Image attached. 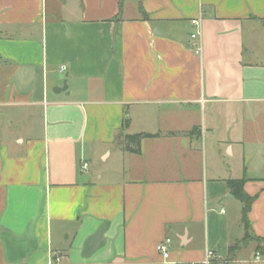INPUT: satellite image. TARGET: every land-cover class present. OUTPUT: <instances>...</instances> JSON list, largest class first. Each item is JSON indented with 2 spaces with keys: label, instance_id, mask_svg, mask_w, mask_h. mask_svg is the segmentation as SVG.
I'll use <instances>...</instances> for the list:
<instances>
[{
  "label": "crops",
  "instance_id": "1",
  "mask_svg": "<svg viewBox=\"0 0 264 264\" xmlns=\"http://www.w3.org/2000/svg\"><path fill=\"white\" fill-rule=\"evenodd\" d=\"M243 178L264 239V0H0V264H264Z\"/></svg>",
  "mask_w": 264,
  "mask_h": 264
},
{
  "label": "trees",
  "instance_id": "2",
  "mask_svg": "<svg viewBox=\"0 0 264 264\" xmlns=\"http://www.w3.org/2000/svg\"><path fill=\"white\" fill-rule=\"evenodd\" d=\"M129 126V120H126L124 123V128ZM173 135V134H171ZM160 134L152 135V134H136V135H125L122 137L120 141V145L124 149V151L140 155L141 154V144L145 139H153L160 137ZM247 182L246 178L240 180H229L228 181V188L230 193L234 196L235 199L239 200L243 205L242 211V221L245 227V239L246 241L252 240L253 237L250 233V223L248 219V214L251 210L253 203L256 200V197L249 196L245 190L244 185ZM257 241H262L264 243V239L257 238ZM262 253L264 254V248H262Z\"/></svg>",
  "mask_w": 264,
  "mask_h": 264
},
{
  "label": "built area",
  "instance_id": "3",
  "mask_svg": "<svg viewBox=\"0 0 264 264\" xmlns=\"http://www.w3.org/2000/svg\"><path fill=\"white\" fill-rule=\"evenodd\" d=\"M191 24L196 27V32L190 35L191 46L196 54H201L203 50L202 46V24L201 19H193ZM65 68L62 69L64 71ZM88 168L87 163H82L81 169L85 171ZM172 244L171 239H166L157 246L158 253L164 258L168 259L170 256L169 247ZM57 263L61 261V258L55 260ZM190 264H225L224 260L214 251H207L206 257L201 262H192Z\"/></svg>",
  "mask_w": 264,
  "mask_h": 264
},
{
  "label": "rangeland",
  "instance_id": "4",
  "mask_svg": "<svg viewBox=\"0 0 264 264\" xmlns=\"http://www.w3.org/2000/svg\"><path fill=\"white\" fill-rule=\"evenodd\" d=\"M93 166H94L93 168L95 171L102 168V171L104 172V170L115 169L116 167L119 166V164H118V161H116L115 158H113L110 161H108L107 163H105L101 160H98L95 163H93ZM245 243L251 244L255 247L257 257L263 256V258H264V254L262 253V248H264V243L262 241H257L256 239L253 238L252 240H248Z\"/></svg>",
  "mask_w": 264,
  "mask_h": 264
},
{
  "label": "water",
  "instance_id": "5",
  "mask_svg": "<svg viewBox=\"0 0 264 264\" xmlns=\"http://www.w3.org/2000/svg\"><path fill=\"white\" fill-rule=\"evenodd\" d=\"M67 88H68V87H67V84L65 83L63 88H56V89L54 90V92H55V93L64 92V91L67 90Z\"/></svg>",
  "mask_w": 264,
  "mask_h": 264
}]
</instances>
